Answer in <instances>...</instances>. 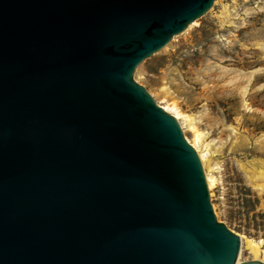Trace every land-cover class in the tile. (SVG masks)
Listing matches in <instances>:
<instances>
[{"label":"water","instance_id":"1","mask_svg":"<svg viewBox=\"0 0 264 264\" xmlns=\"http://www.w3.org/2000/svg\"><path fill=\"white\" fill-rule=\"evenodd\" d=\"M214 2L0 0V264H264L134 78Z\"/></svg>","mask_w":264,"mask_h":264},{"label":"rangeland","instance_id":"2","mask_svg":"<svg viewBox=\"0 0 264 264\" xmlns=\"http://www.w3.org/2000/svg\"><path fill=\"white\" fill-rule=\"evenodd\" d=\"M134 78L204 132L214 212L240 236L241 262L255 259L242 239L264 245V0H215L197 25L142 61Z\"/></svg>","mask_w":264,"mask_h":264},{"label":"bare ground","instance_id":"3","mask_svg":"<svg viewBox=\"0 0 264 264\" xmlns=\"http://www.w3.org/2000/svg\"><path fill=\"white\" fill-rule=\"evenodd\" d=\"M197 24H198V20L191 23L185 31H188L191 27ZM160 105H162L163 108L166 109L169 113L173 114L178 119V121L185 130H186V126H188V128L193 132V138L192 139H190L189 137L187 138L199 154V157L201 159L207 177L208 186L212 189L216 185V177L213 175V167L211 166V160L207 157V154L205 153V149L207 151V145L205 149H203L204 148L203 146H202L203 148L200 147V143L203 139L204 132L199 130L193 124L192 122L193 118L190 117L188 114L184 113L175 102H172L167 105H163V104ZM260 173L261 171L258 174L259 178L264 181V171L261 174ZM242 242L246 245V247H248L254 253L255 259H260L264 261L263 240H261L260 242H256L254 239L243 237ZM239 262H241V258H238V263Z\"/></svg>","mask_w":264,"mask_h":264}]
</instances>
